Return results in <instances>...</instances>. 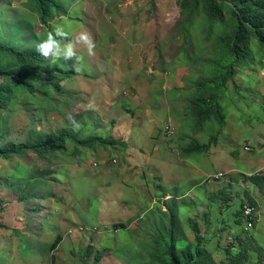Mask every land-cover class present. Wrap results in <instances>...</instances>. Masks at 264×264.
Returning a JSON list of instances; mask_svg holds the SVG:
<instances>
[{
  "label": "rangeland",
  "instance_id": "1",
  "mask_svg": "<svg viewBox=\"0 0 264 264\" xmlns=\"http://www.w3.org/2000/svg\"><path fill=\"white\" fill-rule=\"evenodd\" d=\"M62 3L66 13L44 27L26 0H0L2 39L13 22H23L34 48L56 27L69 33L62 45L81 32L95 44L94 55L76 44L79 60L47 57L72 74L60 90L35 83V94H19L0 114L1 143L69 130L117 145L88 150L68 142L66 153L53 158L0 159V264H93L99 255L98 264H154L155 236L167 232L171 212L190 244L196 222L217 262L231 264L227 250L236 255L248 243L247 264H264V190L253 182L264 177V50L255 44L222 89L223 123L211 119L198 129L189 101L196 81L216 73L215 34L206 35L202 14L186 30L179 0ZM209 140L208 151L186 156L191 142ZM25 169L47 183L35 199L20 202L10 185L30 189ZM251 199L253 238L234 245L242 231L239 209Z\"/></svg>",
  "mask_w": 264,
  "mask_h": 264
},
{
  "label": "trees",
  "instance_id": "2",
  "mask_svg": "<svg viewBox=\"0 0 264 264\" xmlns=\"http://www.w3.org/2000/svg\"><path fill=\"white\" fill-rule=\"evenodd\" d=\"M29 10L37 15L41 24L48 27L56 15L67 11L62 0H26ZM181 14L183 15V27L186 30L193 25L196 15H203L206 35L215 34L213 44V64L216 73L213 77L199 78L196 81V92L189 101V110L198 123V129L205 121L215 119L219 124L223 123L225 114L220 104V95L229 80L243 67L244 62L252 58L251 48L257 44L264 50V0H179ZM29 29L23 22H13L10 26V37H0V114L13 106L21 93L35 94V83L52 86L60 90L59 83L70 77L72 72H64L62 67H55L48 59L42 56L37 48L32 47L33 37L26 38ZM19 34L25 38L16 39ZM40 35H36L37 39ZM21 48H19V46ZM28 98V97H26ZM0 136V159L11 160L14 157H24L28 153L36 155L39 159L53 158L56 154H64L68 148V142H72L77 148L83 147L88 150L107 149L116 147L114 139L94 137L80 139L73 131L64 130L48 136L37 134L34 141L1 143ZM211 141L205 143L191 142L186 150L189 154L203 153L209 150ZM73 155H78L77 151ZM28 169L22 173V179H27L28 191H23L17 182L10 185L19 194V201L33 200L38 196L40 186L47 182H39L38 178L28 177ZM253 182L264 190V177H254ZM173 202H176L174 197ZM250 203L255 207L254 201H243L237 217L238 223L242 224L240 239L234 245H240L241 239L248 241L253 235V227L246 229L243 220V205ZM254 214V218H255ZM170 223L166 233L155 236L158 250L152 256L154 264H225L217 262L210 252L208 245L210 238L202 235L196 222H190V229L194 233V242L190 244L181 238L178 220L175 213L171 212ZM247 237V239H246ZM58 244L55 242L52 247ZM233 245V246H234ZM29 247V243H27ZM245 250L234 255L227 250V258L231 264H247L249 261L248 243L243 244ZM90 251L85 256L90 255ZM103 256L96 257L93 264H98ZM86 264V263H85Z\"/></svg>",
  "mask_w": 264,
  "mask_h": 264
},
{
  "label": "clouds",
  "instance_id": "3",
  "mask_svg": "<svg viewBox=\"0 0 264 264\" xmlns=\"http://www.w3.org/2000/svg\"><path fill=\"white\" fill-rule=\"evenodd\" d=\"M68 36L69 33L66 32L63 27H56L54 29V34L50 32L47 36V39L37 46V51L45 58L49 57L50 55L57 58L63 55L66 59L76 57V59L79 60L81 57H77L74 49L76 44H83L87 48L89 55L95 54V44L88 32H81L75 37L74 42H69L66 45H62L61 40L67 38ZM57 37H60L61 39H57Z\"/></svg>",
  "mask_w": 264,
  "mask_h": 264
},
{
  "label": "built area",
  "instance_id": "4",
  "mask_svg": "<svg viewBox=\"0 0 264 264\" xmlns=\"http://www.w3.org/2000/svg\"><path fill=\"white\" fill-rule=\"evenodd\" d=\"M167 129H169V128H167ZM245 149L249 150V147L246 146ZM115 163H116V160H115ZM219 175H221V173L216 174V177L217 176L219 177ZM254 214H255V207L252 204H250V203H245L243 205V215H242V217H243V220L246 223V226H245L246 229H249V228L253 227L254 219H255L254 218Z\"/></svg>",
  "mask_w": 264,
  "mask_h": 264
},
{
  "label": "crops",
  "instance_id": "5",
  "mask_svg": "<svg viewBox=\"0 0 264 264\" xmlns=\"http://www.w3.org/2000/svg\"><path fill=\"white\" fill-rule=\"evenodd\" d=\"M235 154H236V153H235ZM257 161H259V160H257ZM247 162H248V163H246V165L249 164V163L252 162V161H247ZM262 165L264 166V164H262Z\"/></svg>",
  "mask_w": 264,
  "mask_h": 264
}]
</instances>
